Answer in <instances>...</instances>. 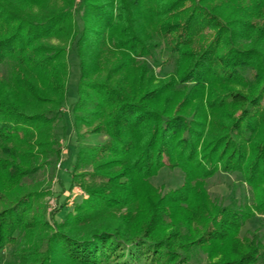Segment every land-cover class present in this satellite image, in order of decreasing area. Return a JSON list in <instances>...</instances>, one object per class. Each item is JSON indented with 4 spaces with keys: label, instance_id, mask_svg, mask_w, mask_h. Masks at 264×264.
Here are the masks:
<instances>
[{
    "label": "trees",
    "instance_id": "16d2710c",
    "mask_svg": "<svg viewBox=\"0 0 264 264\" xmlns=\"http://www.w3.org/2000/svg\"><path fill=\"white\" fill-rule=\"evenodd\" d=\"M202 38L205 47L191 49ZM117 52L128 58L110 66ZM71 54L76 156L69 189L58 187L50 211L39 202L49 188L40 193L28 181L67 148ZM154 66L172 67L167 87H149ZM225 81L254 95L230 127L213 123L222 133L202 148L196 120L156 109L171 90H186L188 104ZM262 96L264 0H0V264H211L215 250L213 264H264L257 232L243 246L237 238L264 218V142H255L260 131L250 122ZM81 123L107 140L85 143ZM162 169L183 173L163 196L151 183ZM217 174L237 175L250 196L211 201L205 184ZM79 188L84 196L71 203ZM139 214L147 216L142 225Z\"/></svg>",
    "mask_w": 264,
    "mask_h": 264
},
{
    "label": "rangeland",
    "instance_id": "374dc122",
    "mask_svg": "<svg viewBox=\"0 0 264 264\" xmlns=\"http://www.w3.org/2000/svg\"><path fill=\"white\" fill-rule=\"evenodd\" d=\"M207 42V39H200V42H198L193 48V50H199L205 47V43ZM53 44L57 46H62L63 44H59L57 41H53ZM127 54L123 53H115L112 55L111 59V65L113 66L116 63L120 61H125L127 59ZM68 64L70 67V77L67 83V93H66V103L64 107V114L63 118L67 122V132H68V138H67V148L62 149V156L61 159L54 163L51 166H48L44 169H42L32 180L28 181V186L31 188L36 189L40 193L43 191H46V189L49 188L50 194L45 196L43 200H40V203H47L50 211H55L56 206V195L59 192V188L68 190L70 186V176L69 173L73 169V165L75 162V156H76V148H75V134L73 135L71 133L70 127H69V121H68V114L67 110L73 103L77 100V82H78V68H77V61L74 58V56L71 54L68 57ZM172 67H167L164 69H161V67H153V71L155 73L154 79L150 83L149 87H158L167 85L168 78L171 76L169 75ZM137 75L140 76V73ZM169 75V76H168ZM122 77V74H118L114 77L115 80ZM145 81L148 82V78H145ZM165 85V87H167ZM262 85V83L260 84ZM206 92L202 96H198L197 98H193L191 102L188 104L186 103L188 99L187 97V91L186 90H180L175 95L173 94V90L166 93L163 97L159 99V101L156 104V109L162 110L163 107L170 106V110L168 112V116L175 115L180 118H187L188 120L191 119L192 121H197V126L195 125L197 133L205 134L206 138L200 142V148L204 147L207 143H212V141L215 139L213 136H218L222 131L220 129L216 128V126L213 124L215 121L222 122V126L230 127L229 125L234 123L235 120L240 119V117L243 115V109L246 107V103L252 99L254 95V91L250 89H246L245 87H242L241 85L234 84L232 82H222V83H216L212 82L210 86H205ZM260 86H258L259 89ZM181 89V88H180ZM209 90V91H207ZM211 90V92H210ZM196 93V92H195ZM190 93L189 95L197 96L201 95V91L197 92V94ZM188 95V96H189ZM171 99L173 100H170ZM190 97V96H189ZM219 98L222 99L223 103L221 104V107L217 109L210 110V107L208 105L209 101L212 99ZM262 100L260 103L256 106H252V110H250V114L254 117L250 122L252 125H255L259 129V135L256 137L255 142L258 144H261L264 142V96L261 97ZM220 104V103H219ZM85 116V114H84ZM216 116V118L214 117ZM218 116V117H217ZM225 120V122H223ZM203 121H205L206 126L204 127ZM200 125V126H199ZM243 127V125H242ZM78 135L81 137V140L84 141L87 144L91 145H98L100 143H103L107 140V137L102 134L100 129L95 128H89L84 123H81L78 130ZM202 134V135H203ZM239 139L237 138V141ZM243 141V140H242ZM246 142H244L245 145ZM246 146V145H245ZM207 151H209L210 146L206 148ZM247 149V155H250L251 158L253 157L252 149L249 147H246ZM60 165V169L58 170ZM57 172L59 175H57ZM59 179L60 183L58 185V182L56 179ZM242 180L240 177H238L235 174H217L213 178L206 181L205 189L207 190V193L209 195L210 200H221L222 196H225V204H230L231 201L239 203L243 200L244 197H249L250 193L245 186V184H241ZM152 185L157 190L158 194L161 196L166 195L167 193L174 191L178 189L182 183H183V173L179 169L174 170H168V169H162L158 172V174L151 179ZM59 187V188H58ZM233 192V194H232ZM84 196L83 191L79 188L74 191L72 195V199L70 202H73V199L77 201ZM75 202V201H74ZM71 205V204H70ZM29 207V206H28ZM72 207V206H69ZM139 207V205H138ZM140 208V207H139ZM66 211H63L58 218H62L65 215ZM175 213V212H174ZM147 216L143 214H139L138 218H136V221L140 225L146 221ZM260 216L256 217L255 221L249 222L245 227L242 228L241 232H239V235L237 238L239 243H241V246L245 244L246 240L251 234L257 232L258 237L260 238L261 242L264 243V218ZM258 220H261V223L258 225ZM195 220H192V224H194ZM195 226V225H193ZM171 232V230L166 229L162 232V236L164 234H167ZM196 235V234H195ZM235 240L230 239L229 244L227 245V248H233L235 247L236 243ZM237 243L238 247L240 244ZM213 246L207 245L205 246L202 251H205V254L207 255L208 252L213 251ZM205 249V250H204ZM217 250L213 251L212 255L213 258L211 259V264L216 263L218 259L221 256V252L216 253ZM204 254V255H205ZM215 256V257H214ZM206 257V256H205ZM204 257V258H205ZM206 259V258H205Z\"/></svg>",
    "mask_w": 264,
    "mask_h": 264
}]
</instances>
